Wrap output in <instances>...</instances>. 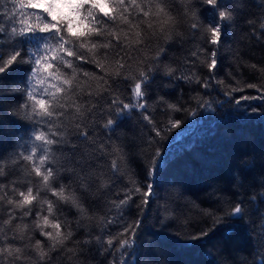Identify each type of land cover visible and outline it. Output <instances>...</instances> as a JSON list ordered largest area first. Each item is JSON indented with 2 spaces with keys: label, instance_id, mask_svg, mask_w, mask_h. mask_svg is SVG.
Listing matches in <instances>:
<instances>
[{
  "label": "snow or ice",
  "instance_id": "6c2138e0",
  "mask_svg": "<svg viewBox=\"0 0 264 264\" xmlns=\"http://www.w3.org/2000/svg\"><path fill=\"white\" fill-rule=\"evenodd\" d=\"M0 9V98L7 99L17 93L25 96L24 103L19 107L0 105V111L6 116H16L23 110L24 118L31 122L33 129L29 137L32 142L30 151L27 154L12 151L7 156L15 155L29 162L32 165L29 175L34 173L41 187L50 191L69 210L77 208L83 212L82 200L95 204L101 197L109 211L113 208L117 210L116 216L108 217L100 224L97 235L93 236L92 231L83 229L84 239L76 241L74 250L66 249V245L75 240V234L70 229L64 230V221L55 216L56 204L46 197L41 199L39 187H35L31 181L27 185H17L12 181L10 189L0 184V192L3 193L0 195V212L7 208L8 217L3 219L0 216V219H3L4 225L15 224L14 228H9L11 236L0 237V264H51L52 254L65 250L73 258H87V252L93 250L94 244L98 246L96 251L100 253L101 264L103 259H107V264H162L164 252L159 241L165 238L162 234L171 221L164 223L166 218L162 219L159 215L149 220L150 204L162 200L164 204L159 207L167 211L170 197L183 196L189 189L174 178H166L160 171L163 154L158 147L154 159L147 160L149 155H153L150 149L159 144L158 138H162L163 134V128L156 126L148 115H143V119L151 125L147 139L134 131L129 136L117 130L137 110L141 115L146 111L149 89L158 74H162L161 79L170 81L175 79L185 84L195 82L211 96V92L217 91L223 83V80L217 79V75L226 54L234 57L237 68L241 67V55L233 52L230 46L226 47L228 29L242 22L251 30L257 43H264V10L259 15L249 13L245 0H185V8L180 15L191 21L188 24L191 36L185 37L175 30L177 20L173 15V0H0ZM205 13L211 15L206 16ZM142 18L162 23L158 28L156 24L149 23L147 30L136 32L138 49H145L151 40L161 38L165 44L171 42L183 46L189 39H195L196 32L208 37L207 43L212 47L210 55L205 53L206 59L199 65L195 60L185 58V69L191 70L188 75L163 64L167 56L165 47H157L154 55L142 56L138 76L131 86L130 102L125 103L121 89L126 88L129 78H121V75L131 57L124 54L125 46L122 45L120 32L110 29L109 24L116 25L119 20L121 26L126 25L131 30L133 20L141 21ZM135 27L141 28L140 23ZM106 34L110 37L107 43L93 42ZM86 48L91 59L81 54V50ZM101 51L104 56L96 59ZM202 52L203 48L193 51L191 57L199 59ZM74 60L95 63L101 70L114 61L117 71L105 72L107 79L104 76L99 78L100 90L89 92L85 104L75 105L81 117L79 122L65 129L68 97L75 84L74 77H67L61 65L64 69H74ZM103 61H108V64ZM200 67L207 69L203 83L197 74ZM250 68L264 72V69H257L256 64H251ZM15 70L24 73L21 80L15 84L5 83ZM237 75L242 76L243 73L238 72ZM38 76L41 77L38 83L43 84L49 79L53 81L50 88H45L41 94L43 98H38L33 83ZM236 83L239 85L242 82ZM246 89H255L257 95H236ZM218 94L224 99L218 101L210 98L198 104V107L212 111L228 105L229 119L238 124L246 125L254 120L264 123V83L243 82L242 86L230 87ZM80 98L78 96L76 100ZM92 99L96 103L89 107L88 101ZM159 103L164 104L170 112L182 110L181 106L169 103L163 97H160ZM89 115L93 120L85 125L84 121ZM97 116L104 122L99 123ZM181 123L170 116L166 126L177 129ZM54 148L67 155L57 158L53 153ZM38 150L43 154L37 161ZM114 155L118 159H112L109 163V157ZM5 156L6 153L0 152V159ZM257 166L262 170L261 175L252 183H246L248 175ZM125 175L130 177L127 182ZM132 176L140 179H132ZM65 179L69 181L68 184L61 183L59 187H54L57 180ZM228 182L230 189L206 185L209 191L202 203L216 207L201 210L204 217L201 223L208 225L210 219V225L206 229L200 228L198 234L188 238L177 236L176 243L182 248L211 245L207 254L223 258L222 261L217 260L216 264H246L253 254L258 257L253 264H264V207L261 206L264 204V153L257 158L255 152H241L238 161L229 168ZM21 187L25 190H20ZM249 190L251 195L247 194ZM229 191L231 194L225 195ZM137 199H140L136 205L137 218L128 223L126 213ZM192 203L199 208L194 201ZM37 204L40 210L35 211V222L29 225L24 221L31 219L30 214ZM45 204L47 215L43 214ZM157 222L160 223L158 231L154 230ZM236 224L243 227L250 252L243 247L233 246L236 234L233 226ZM117 225L121 230L113 235L111 229ZM49 228L54 232L47 230ZM29 231L38 232L43 239H35V243L31 244L35 237L28 236ZM172 235L175 234H169ZM46 244L48 251L45 250Z\"/></svg>",
  "mask_w": 264,
  "mask_h": 264
},
{
  "label": "trees",
  "instance_id": "16d2710c",
  "mask_svg": "<svg viewBox=\"0 0 264 264\" xmlns=\"http://www.w3.org/2000/svg\"><path fill=\"white\" fill-rule=\"evenodd\" d=\"M173 3L175 8L173 15L176 16L177 20L175 30L181 32L185 37H190L191 33L188 30V24L191 21L180 15L184 11L185 0H173ZM245 3L248 5L249 13L259 15L264 10V0H245ZM8 6L10 7V4ZM205 15L211 14L205 13ZM132 23L133 27L131 30L126 25L121 26L119 20H117L116 25L109 24L110 29H115L120 32L122 45L125 46L124 54L131 57L127 60L126 68L122 71L121 75V78H129V83L126 88L121 89L125 103L130 102L131 86L134 83L135 77L138 76V64L141 57L144 55H154L157 47L167 48V56L163 64L180 69L185 72V75L190 74L191 71L190 69H185L184 61L186 57L195 60L197 65H199L201 61L206 59L205 53L210 55L212 46L207 43L208 37H203L201 32H196L195 39H189L183 46L179 43L171 42L165 44L163 38H161L160 40H151L145 46V49H138L136 45V32L141 29L147 30L149 23L156 24L158 28L162 22L154 20L148 21L142 18L141 21L133 20ZM137 23H140L141 28L135 27ZM258 26L259 23H257ZM228 34L229 39L226 42V47L230 46L233 52H238L241 55L242 58L239 61L241 67L237 68V61L234 57L226 54L221 64V71L217 75V79L223 80V83L219 85L217 91L211 92V96H209L195 82L185 84L183 81H177L175 79L170 81L169 79H161L160 75L162 74H158L149 89L150 99L147 101L148 107L146 111L141 115L139 110H137L131 119L126 120L122 127L117 130L129 136L134 131L138 136L144 135L147 139L151 125L143 119V115H148L156 126L163 128V134L162 138H158L159 144L153 145L150 149L153 155H149L147 160L151 161L154 159L158 147L163 154L160 171L166 178H174L184 188L189 189L183 196L177 197L176 195H172L167 211L163 207H159L164 204L162 200L150 204L149 220L159 215L162 219L166 218L164 219V223L171 221L170 226L162 234L165 238L159 241L160 247L164 252L161 258L162 264H165V262L167 264H216L217 260L222 261L223 258L220 256L207 254V249L211 248V245L197 248H182L176 243V237L188 238L198 234L200 228L206 229L210 225V219L208 225L201 223L204 220L201 210L214 209L216 207V205H209L207 202L202 203V200H204V197L209 191L206 185L213 184L230 189L231 186L228 182L229 168L238 161L240 153L255 152L257 158H259L260 153H264V123H261L259 120H254L246 125L238 124L234 120L229 119L228 105H225L222 109L212 111L208 109L201 110L198 107V104H203L204 101L210 98L218 101L223 100L224 97L218 93L226 91L230 87L242 86L243 82L264 83V72L259 70L253 71L250 68L251 64H256L257 69H264V43H257L256 37L251 35V30L244 26L242 22L229 28ZM108 39L110 37L106 34L103 38H95L93 42L104 44L108 42ZM200 48H203L204 52L200 53L199 59L191 57V52L199 51ZM146 49H150V51H146ZM221 51L224 52V49ZM81 54L87 59H91L87 48L81 50ZM103 56L104 52L101 51L100 56L96 57V59H100ZM103 62L108 64V61ZM73 63L75 65L74 69H64L63 65H61V70L66 72L67 77H74L75 84L73 91L68 97L69 110L64 118L65 129H70L76 122H79L81 117L76 112L75 105L85 104V98L88 97L89 92H97L100 90L101 83L99 78L104 76L105 72L115 73L117 71V66L114 61L103 70L98 68L95 63L80 60H74ZM238 72L243 73V75H237ZM229 73H232V75H229ZM197 74L202 78L201 83H203V77L206 76L207 69L200 67L198 68ZM23 75V72L15 70L9 74L5 83H18ZM177 75H179V72ZM104 78L107 79L106 76ZM39 80H41L40 76L33 83L38 98H43L41 94L44 93L45 88H50L53 81L49 79L41 84L38 83ZM237 81H241L242 83L238 85L236 83ZM236 95H257V92L255 89H246L244 92L236 93ZM78 96L81 98L76 100ZM160 97H163L169 103L181 106L182 110L179 112H170L164 104L159 103ZM24 100L25 96L17 93L7 99L0 98V105H15L19 107V105L24 103ZM74 101L75 103H73ZM131 102L135 103L134 100H131ZM95 103V99L89 100L88 106L90 107ZM193 112L195 114H192ZM170 116L182 122L179 128L169 129L166 126ZM96 119L99 123L104 122L98 116ZM92 120V116H87V120L84 121L85 125L91 123ZM32 131L31 122L24 118L23 110L19 111L16 116H6L0 111V152L6 153L5 158L0 159V184H4L10 189L12 187V181H15L17 185H27L31 181L35 187H39L41 199L46 197L56 204L55 216L64 221V230L70 229L74 232L75 240L66 245V249L74 250L76 241L84 239L83 229L92 231L93 236L97 235L100 224L108 217L116 216L117 210L113 208L109 211L103 203V197L95 204L82 200L83 212H79L77 208H71L69 210L61 202H58L57 198L52 196L50 191L41 187L34 173L29 175L32 168L29 162L18 159L15 155L7 156V153L12 151L17 153L24 151L27 154L32 146V142L29 140ZM36 143L38 144L39 142ZM73 143H77V141H73ZM79 143L83 144L84 142L79 141ZM19 145H25V147L22 148ZM53 153L57 158H62V156L67 155V153H61L59 149L55 148L53 149ZM41 154L43 153L38 150L36 155L37 161ZM112 159H118V157L115 155L109 157V163ZM261 171L259 166L255 167L248 175L246 183H252L258 179ZM129 178L128 175H125L126 182ZM131 178L140 179L138 176H132ZM61 183L68 184L69 181L66 179L57 180L54 183V187H59ZM20 190H25V188L21 187ZM256 191L259 192L260 189H256ZM2 194L0 192V195ZM230 194V191L225 193V195ZM247 194L251 195V190ZM140 199H137L136 203L131 206V210L126 213L128 223L134 222L137 218L136 205L140 203ZM193 201L199 205V208L193 206ZM224 206L221 205V207ZM261 206L264 207V204ZM39 210L40 206L37 204L34 211L30 214L31 219L26 218L24 222L29 225L33 224L36 219L35 211ZM43 214H48L47 204L43 207ZM0 216L3 219L8 218L7 208H4L0 212ZM3 219H0V237L4 235L11 236L12 233L9 228H14L15 224L11 226L4 225ZM124 226H127V224ZM233 227L236 230L233 246L243 247L250 252L251 249L244 235L243 227L239 224ZM159 229L160 223L157 222L154 230L158 231ZM47 230L54 232V229L51 228ZM120 230L119 225L111 229L113 235ZM170 233L175 235L169 236ZM28 236L35 237L31 240V244L35 243V239H43L38 232L34 233L29 231ZM25 242H27V237L25 238ZM97 247L95 244L92 246L93 250L87 252V258H73L67 250L54 253L52 254L51 264H101L100 253L96 251ZM45 250H49L47 244L45 245ZM255 259H258L255 254L250 255L246 264H253V260ZM103 264H107V259H103Z\"/></svg>",
  "mask_w": 264,
  "mask_h": 264
}]
</instances>
